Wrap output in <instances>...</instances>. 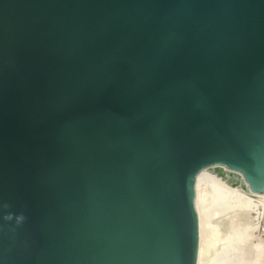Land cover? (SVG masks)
<instances>
[{
  "label": "water",
  "instance_id": "obj_1",
  "mask_svg": "<svg viewBox=\"0 0 264 264\" xmlns=\"http://www.w3.org/2000/svg\"><path fill=\"white\" fill-rule=\"evenodd\" d=\"M218 164L264 194V0H0V264H197Z\"/></svg>",
  "mask_w": 264,
  "mask_h": 264
},
{
  "label": "bare ground",
  "instance_id": "obj_2",
  "mask_svg": "<svg viewBox=\"0 0 264 264\" xmlns=\"http://www.w3.org/2000/svg\"><path fill=\"white\" fill-rule=\"evenodd\" d=\"M243 182L246 180L241 172L221 164L198 172L197 264H264V237L257 232L253 215L264 194L244 188Z\"/></svg>",
  "mask_w": 264,
  "mask_h": 264
},
{
  "label": "built area",
  "instance_id": "obj_3",
  "mask_svg": "<svg viewBox=\"0 0 264 264\" xmlns=\"http://www.w3.org/2000/svg\"><path fill=\"white\" fill-rule=\"evenodd\" d=\"M253 215L257 224V232L264 237V200L255 206Z\"/></svg>",
  "mask_w": 264,
  "mask_h": 264
}]
</instances>
